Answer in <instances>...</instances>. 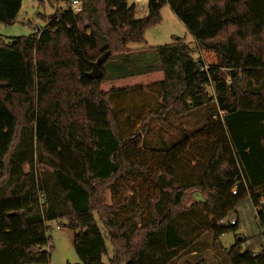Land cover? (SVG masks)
Here are the masks:
<instances>
[{
	"label": "trees",
	"instance_id": "obj_1",
	"mask_svg": "<svg viewBox=\"0 0 264 264\" xmlns=\"http://www.w3.org/2000/svg\"><path fill=\"white\" fill-rule=\"evenodd\" d=\"M20 5L0 0V24L12 25ZM164 6L216 66L194 60L181 39L130 49L145 44ZM135 9L127 0H83L79 14H55L39 36L0 40V264H48L46 223L54 220L74 232L80 264H103L107 244L108 264H174L205 233L235 231L237 220L219 222L247 198L264 225V0H148L142 18ZM103 55L101 77L88 79ZM147 57L156 69L117 78L104 69ZM209 101L217 114L200 132L164 153L141 147L149 119ZM29 129L34 150L25 157ZM161 175L168 204L157 216ZM194 193L202 201L186 206ZM227 258L264 264V244L240 253L237 243Z\"/></svg>",
	"mask_w": 264,
	"mask_h": 264
},
{
	"label": "rangeland",
	"instance_id": "obj_2",
	"mask_svg": "<svg viewBox=\"0 0 264 264\" xmlns=\"http://www.w3.org/2000/svg\"><path fill=\"white\" fill-rule=\"evenodd\" d=\"M148 0H138L136 2V17L142 18L146 16V4ZM128 4L134 3V0H127ZM67 7V2L61 0H21L19 12L12 25L0 24V40L4 44H9L18 38H27L35 35L37 31L48 27L49 19L55 14H60ZM161 21L157 26L147 29L144 33L145 44L132 45L130 49L141 47H160L173 43L176 39H181L187 46L192 49V58L194 60L201 59L206 66H216L217 57L213 52L205 50H196V46L192 36L186 30L184 25L176 18L168 6H164L160 11ZM147 62L133 64L124 70H111V65L106 64L104 69L111 78H117L124 75L136 74L140 71L156 69L158 64L150 58H146ZM221 76L228 81V73L223 69L219 71ZM212 92V89H209ZM217 105L214 101L206 102L200 107H193L190 111L182 116H174L168 113L164 122L152 118L147 122V133L143 136L141 147L147 151L167 152L173 147L183 142L187 138L200 132L209 118L217 114ZM20 151L23 156L29 157L30 151L33 149L32 131L29 129L24 135V143ZM35 157V156H34ZM28 159V158H27ZM36 159V158H35ZM29 159L21 167V171L25 174L29 171ZM44 182L53 192H57L55 182L51 176H44ZM166 176H159L157 187L159 188V199L155 206L157 216L165 212L168 204V195L161 190V183H166ZM54 194V193H53ZM200 195L194 193L190 196L186 206L201 202ZM57 205L62 206L60 199H56ZM237 220V229L214 238L208 232L194 244V246L183 256L177 259L174 264H230L227 258L229 250L238 243L240 253L250 251L258 253L262 247V239L264 238V225L261 226L256 218V213L252 207L251 201L245 199L229 217L225 218V222ZM97 225L100 223L96 220ZM46 226H51L46 232V237L52 247L48 264H80L72 246L74 232L64 227V222L50 221ZM59 227V230H56ZM241 238V241L238 239ZM47 250V248H46ZM108 256L102 258L103 264H108L111 257V248L107 244ZM196 254L189 256L192 252Z\"/></svg>",
	"mask_w": 264,
	"mask_h": 264
},
{
	"label": "built area",
	"instance_id": "obj_3",
	"mask_svg": "<svg viewBox=\"0 0 264 264\" xmlns=\"http://www.w3.org/2000/svg\"><path fill=\"white\" fill-rule=\"evenodd\" d=\"M82 2L83 0H70L68 3H67V7L66 9H68L70 12L74 13V14H79L81 11H82ZM136 2H138V0H134V3H132L133 5H137ZM136 11V9H135ZM41 32L37 31L35 34L37 36L40 35ZM203 70L206 71L207 70V67L204 66L203 67ZM219 224L221 225H226L227 223L225 222V219L221 220L219 222ZM230 225H234V221H230L229 222ZM48 229H51V226H46ZM56 230H59V227H56ZM262 243L264 244V238L262 239Z\"/></svg>",
	"mask_w": 264,
	"mask_h": 264
},
{
	"label": "water",
	"instance_id": "obj_4",
	"mask_svg": "<svg viewBox=\"0 0 264 264\" xmlns=\"http://www.w3.org/2000/svg\"><path fill=\"white\" fill-rule=\"evenodd\" d=\"M178 39H176L177 41ZM106 60V56L103 55L100 58H98L92 65H91V71L86 74V77L88 79H97L99 77H101L102 73L100 71V66L102 63H104V61ZM238 240H241V238H239Z\"/></svg>",
	"mask_w": 264,
	"mask_h": 264
},
{
	"label": "crops",
	"instance_id": "obj_5",
	"mask_svg": "<svg viewBox=\"0 0 264 264\" xmlns=\"http://www.w3.org/2000/svg\"><path fill=\"white\" fill-rule=\"evenodd\" d=\"M192 250V249H191ZM190 250V251H191ZM196 253L193 251L192 254H190L189 256H194Z\"/></svg>",
	"mask_w": 264,
	"mask_h": 264
}]
</instances>
